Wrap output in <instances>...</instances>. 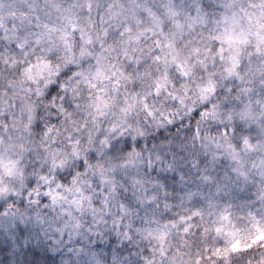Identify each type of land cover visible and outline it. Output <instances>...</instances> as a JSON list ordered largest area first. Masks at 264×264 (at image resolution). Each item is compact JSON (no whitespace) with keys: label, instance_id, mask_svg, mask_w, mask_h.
<instances>
[{"label":"clouds","instance_id":"clouds-1","mask_svg":"<svg viewBox=\"0 0 264 264\" xmlns=\"http://www.w3.org/2000/svg\"><path fill=\"white\" fill-rule=\"evenodd\" d=\"M0 264H264V0H0Z\"/></svg>","mask_w":264,"mask_h":264}]
</instances>
